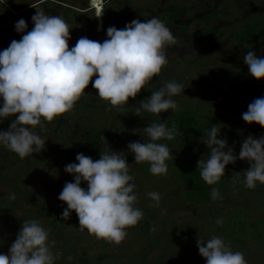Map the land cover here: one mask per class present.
Listing matches in <instances>:
<instances>
[{
    "label": "clouds",
    "instance_id": "1",
    "mask_svg": "<svg viewBox=\"0 0 264 264\" xmlns=\"http://www.w3.org/2000/svg\"><path fill=\"white\" fill-rule=\"evenodd\" d=\"M92 4L96 17H101L104 10L98 0H92ZM32 7L36 9L31 18L32 30L0 51V121L16 117L8 130L0 131V146L21 159L44 149L46 139L40 137L37 127L70 112L90 83L96 96L105 102L106 110L119 109L130 98L135 99L168 64L165 49L174 43L171 30L152 17L144 22L134 19L123 29L109 27L108 38L102 43L81 37L70 48V25L63 16L48 15L41 7ZM26 28L24 19L15 24L17 32L23 33ZM243 60L252 77L264 79V58L249 50ZM185 86L175 81L161 83L149 98L139 102L136 115H159L168 110L175 113L179 106L172 97L180 95ZM242 119L264 128V97L254 99ZM174 133L167 123H152L141 132L147 140L130 142L127 148L136 163L150 165L151 174H166V161L172 154L167 144L157 141L171 140ZM219 134L220 129L213 125L203 141L210 149L209 158L198 161L203 181L216 184L224 176L225 167L240 159L250 164L243 172L245 187L264 184V136L244 139L237 157L225 139H218ZM76 160L78 163H69L64 169L74 175V182H66L58 197L67 205L62 219H68L74 211L81 231L119 245L127 229L143 218L142 210L135 206L136 185L130 183L134 177L129 175L124 153L101 152L97 160L79 153ZM82 182H87V189L81 187ZM148 196L159 203V193L149 192ZM211 197L220 198L219 190L213 188ZM38 201L44 204L43 198ZM216 223L222 224V220ZM48 237L49 230L37 220L25 219L8 254H0V264H54ZM196 243L206 264H247L244 254L232 251L221 237L205 240L198 236Z\"/></svg>",
    "mask_w": 264,
    "mask_h": 264
},
{
    "label": "rangeland",
    "instance_id": "2",
    "mask_svg": "<svg viewBox=\"0 0 264 264\" xmlns=\"http://www.w3.org/2000/svg\"><path fill=\"white\" fill-rule=\"evenodd\" d=\"M27 1L4 0L9 10H12V13L9 12L11 15L8 17L9 21L17 23L20 19H24L27 24H32L29 13L13 16V12L29 3ZM32 1L34 0H30V2ZM249 1L252 5L250 8L247 7V0H128L127 2L125 0H114V2L102 0V3L98 1L99 6H103V13L107 14L109 21H112L114 8H121V13L127 12L124 9H131L130 12L134 17L131 15L129 19L126 18L128 22L118 23L117 29H123L134 19L144 22L156 17L161 20L174 36V43L169 44L165 49L168 64L141 90L135 99L130 98L128 104L119 109L106 110L104 101L94 94L85 92L79 103L90 102L93 104V100H96L93 106L100 107L101 112L99 110H82V113L78 114L79 117L76 115L68 119L70 120L69 133H67L69 137L61 139L64 142L67 140L68 146L66 147L71 149V153L67 156L55 155L51 157L52 154L46 153L48 152L47 145L50 144L52 147L51 142L55 137H58L55 127L56 134L53 135V139L50 138L52 124L49 125L45 130V136L41 137L46 139L45 150L43 149L42 152L47 155L36 154V157L39 162H42L41 165L53 164L60 169H54L52 172L50 170L44 176L40 171H35V167L33 168V165L37 163L33 157L28 156L23 159L14 157L12 159L8 156V150L3 146H0V167L7 165L8 171L12 175L14 172L25 174L21 189L34 190L33 195L38 200L43 198L44 204L37 201L41 210L63 212L67 205L58 199L59 194L66 182H74V175L66 173L65 166L69 163H78L76 155L79 153L97 160L100 158L101 152H123L129 163V175L134 177L130 183L136 185L134 192L138 200L135 206L142 210L143 218L150 222L153 231L163 240L182 241L186 248L187 259H183L178 264H206L205 258L199 254L196 240L198 236L205 240L210 239L204 234L205 229L210 222L217 220H222V233L235 230L240 234L236 228L243 225L245 244L234 243L230 247L231 250L242 252L247 264H264V184L257 182L255 188L245 187L243 172L250 167L247 160L237 159L235 163L228 164L225 167V174L219 182L210 185L211 192L213 188L219 190L220 198L204 206L192 208L177 201L176 189L162 184L164 181L162 178L165 176H156L148 180V177L140 172L139 168H149L150 165L147 162L136 163L134 154L127 148L130 142L147 140V137L141 135L144 128L152 123H168L178 112L173 113L168 110L159 115L147 112L136 115V107L139 102L149 98L151 92L155 91L161 83L166 81L185 83L183 92L172 97L178 102V106L181 102L190 101L207 109H214L216 106L214 90L218 77L232 76L245 80L250 76L243 56L251 50L257 57L264 58V38L245 48L237 46L232 41L235 34L244 30L252 22L261 21L264 23V0ZM81 2L83 1L71 0L70 4L77 6ZM167 5H184L187 7V12L183 17L170 21L165 11ZM88 8H91L90 4ZM0 9L6 10L7 8L0 4ZM213 11L217 13L214 20L205 22L201 19L203 15ZM81 15L89 17V14L81 13ZM109 21L108 24H115V22ZM7 27L12 26L0 17L1 30ZM1 30L0 35H5ZM201 35L205 36L202 40H192ZM247 110L248 106H244L231 111L230 118L218 128L220 129L218 139H225L227 147H231L237 157L244 139L248 136L254 138L264 136V128L255 123L248 124L242 119V113ZM7 119L11 120L12 118L10 116ZM7 119H3V121ZM56 122L55 125L58 126L60 122L64 121L57 119ZM0 131H4V127H0ZM87 134H94L99 141V145L91 151L86 146L82 150L80 145L83 143V137ZM205 139L188 142L174 137L171 140L162 139L157 143L168 145L173 164L189 161L198 164L199 160L206 161L210 155V149L203 143ZM83 188L87 189V182H84ZM153 191L160 194L158 204L148 196V193ZM28 199V197L21 196L17 201L18 207H5L2 210L4 213L5 210L10 209L11 212L3 214L0 219V254H8L11 244L15 241L24 218H26L22 212L26 204H29ZM72 213L76 215L74 211ZM21 216H24L23 220H19ZM12 224L15 225L12 227ZM69 224L78 225L74 229L77 235L73 243L66 245L65 239H60L65 235L63 231L59 233L61 234L59 239L56 236L48 239L50 250L55 258L54 261L66 264L80 254L89 256L94 254L101 248V245L105 244L107 256H110L105 264H128L124 263L126 256L120 250L126 249L132 227L127 229L126 238L117 245L96 239L93 235H89L87 230L81 231L77 215L72 218L71 222L67 221L68 226ZM79 234L84 238L77 239ZM112 258L117 259L115 261ZM158 262H160L159 256L156 251H153L147 256L145 264H158Z\"/></svg>",
    "mask_w": 264,
    "mask_h": 264
},
{
    "label": "trees",
    "instance_id": "3",
    "mask_svg": "<svg viewBox=\"0 0 264 264\" xmlns=\"http://www.w3.org/2000/svg\"><path fill=\"white\" fill-rule=\"evenodd\" d=\"M247 7L250 8L251 2L247 0ZM166 11L169 20L179 18L186 14L187 7L184 5H167ZM217 15L216 11L203 15L201 19L205 22L214 20ZM19 33H14L11 36V40H18ZM205 36L193 38L192 40H202ZM264 38V23L261 21H254L248 25L244 30L235 34L232 41L242 48L249 47L258 43ZM258 97H264V79L256 80L251 75L241 80L232 76H220L216 79V86L214 90V99L216 106L214 109H207L200 104H193L190 101L181 102L179 110L173 117L172 121L167 123L169 129H175L174 137L186 140L188 142L199 141L207 138V132L213 125L219 128L225 123L231 116V111L235 109L248 106L254 99ZM88 107V106H87ZM84 143L88 148L98 145V139L93 135H88L85 138ZM14 158L13 155L9 156ZM37 161L33 165L35 171H40L42 175H47L55 169H60L53 164H42ZM167 173L161 175H153L150 173L149 168L141 167L142 172L148 180L155 178L156 176H165L162 178L163 185L166 187H172L177 191V201L185 203L192 208L204 206L213 202L211 197L210 185L203 181L200 176V170L198 164L194 161L186 163H172V157L166 161ZM7 166V165H5ZM0 167V219L5 213L9 214L11 210L3 209L5 207L14 208L18 207V200L21 196L28 197L29 204H26L23 212L26 216L24 219H35L43 228L49 230L48 239H52L54 236L59 239L61 231L65 232L64 237L66 245L73 243L76 239L77 232L75 228L78 225L69 224L72 218H75V214L72 213L69 217L70 220L62 219L61 211L57 210H41L38 206V199L33 195L34 190L26 191L21 185L24 182L25 174L22 172H14L10 174L7 167ZM84 186V182L81 183V187ZM15 199H11L12 196ZM31 205V206H29ZM20 216V214H19ZM24 217V216H23ZM23 217L19 220H23ZM15 224H12V227ZM244 226L240 225L235 230H229L226 233H222L223 223L217 224L216 221L210 222L205 229L204 234L211 238L212 236L221 237L224 242L230 247L234 243L240 245L245 244ZM80 235V234H79ZM84 236L80 235L77 239H83ZM107 247L101 245V248L92 255L80 254L76 258L72 259L66 264H105L110 256H107ZM126 256V262L128 264H145L146 258L150 253L156 251L159 256L160 262L158 264H178L187 259L186 248L183 242H177V240L162 239L160 235L155 233L147 219L142 218L135 226H132L131 236L126 245V249H121L120 252ZM113 260L117 258H112ZM116 261V260H115ZM54 264H59V261H54Z\"/></svg>",
    "mask_w": 264,
    "mask_h": 264
},
{
    "label": "flooded vegetation",
    "instance_id": "4",
    "mask_svg": "<svg viewBox=\"0 0 264 264\" xmlns=\"http://www.w3.org/2000/svg\"><path fill=\"white\" fill-rule=\"evenodd\" d=\"M71 0H34L32 2H30V0H28L26 5H24L23 7H21L20 9L16 10V12H13V16L19 15V14H24V13H29L31 18L32 16L35 14L36 9L32 6H39L41 7L46 14L48 15H62L63 18L69 23L70 25V39L68 41L69 43V47H73L75 46L77 40L81 37H87L88 39L91 40H95V41H99V42H103L104 40H106L107 37V29L111 26L117 27L118 23L121 22H128V20L126 19L128 17L133 15L130 10L131 9H124V11L126 10L127 12L121 13V8H114L113 10V14H112V21L108 20L107 14L104 13L102 14L101 17H96L97 16V10L94 9L93 4H92V0H82L83 2H81L79 5L75 6L70 4ZM74 1V0H73ZM99 3H102V0H98ZM111 2H114V0H110ZM122 1V0H121ZM126 2L128 0H125ZM0 4L5 6L7 9H0V17L4 18V21H8L10 23V26L12 27H7L4 28L3 30H1L2 33H4L5 35H0V51H3L4 49H6L10 43L12 42L11 40V36L14 33H19L20 37L18 38V40H20L22 38V35L26 34L27 31L32 30V28L34 27L33 21L31 22L32 24H27V28L25 30V32L20 33L17 32L15 30V22H12L11 20L9 21L8 17L11 16L10 13H12L11 9L9 10V7L6 6V4L4 3V0H0ZM90 4L91 8H88V5ZM103 8V6H100ZM117 7V5H116ZM120 7V6H119ZM165 11H166V7H165ZM10 12V13H9ZM106 12V11H105ZM81 13H85L86 15L89 14V17H85L84 15H81ZM167 13V11H166ZM81 15V16H80ZM84 16V17H83ZM184 16V15H183ZM181 16V17H183ZM134 17V15H133ZM168 17V14H167ZM179 17V18H181ZM169 19V18H168ZM178 19V18H176ZM173 19V20H176ZM32 20V19H31ZM109 22H115V24H108ZM172 21V20H170ZM30 27V28H29ZM95 77H93V81H94ZM85 92L87 93H91L94 94L95 96L97 95L96 90L92 88L91 83L89 84V86L85 89ZM81 99V98H80ZM78 100L75 105L74 108L66 113L63 114L62 116H60V118H56L53 122L51 123H45L43 127H37L36 131L37 133L40 135V137L45 136L46 134V128H48L49 125L52 124V133L50 134V138L52 137V139L54 138L53 135L55 136V134L57 133L58 137H55L53 139V141L51 142L52 147L50 146V144H46L48 147L46 148V150H48V152H46L47 154L52 156L55 155H65L67 156L68 154L71 153V149L66 147L68 146V143L64 140L65 137L68 138L69 134V121L68 119H71L72 117L78 116V114L82 113L83 111H91V110H99L101 112V108L98 106H93L94 101L93 100V104L90 102H83V103H79L81 100ZM0 106H2V102H0ZM88 106V107H87ZM103 113V112H102ZM81 117V116H80ZM11 120H6V121H0V127L3 128L4 127V131L8 130L10 124L13 122V120L16 119L15 116H11ZM57 119L59 121H64V122H60L58 126L55 125V123H57ZM81 120V118H80ZM63 126L61 129L60 127ZM8 127V128H7ZM55 127H56V133H55ZM88 135H93L94 134H87L83 137L82 141L83 143H81V149L83 150V148L86 146V144L84 143L85 138ZM67 143V144H65ZM98 145H99V141H98ZM95 145L91 148H88L90 151L94 148H96ZM87 147V146H86ZM7 150V149H6ZM45 150V148H44ZM36 154H43V156H46L47 154H44V152H40V153H33L32 156L30 158H34L35 161L37 160ZM13 155L15 157V159H18V155L15 154L14 152H11L8 150V156ZM33 159V160H34ZM53 159V158H52Z\"/></svg>",
    "mask_w": 264,
    "mask_h": 264
},
{
    "label": "built area",
    "instance_id": "5",
    "mask_svg": "<svg viewBox=\"0 0 264 264\" xmlns=\"http://www.w3.org/2000/svg\"><path fill=\"white\" fill-rule=\"evenodd\" d=\"M94 7V6H93ZM94 9H96V7H94Z\"/></svg>",
    "mask_w": 264,
    "mask_h": 264
}]
</instances>
